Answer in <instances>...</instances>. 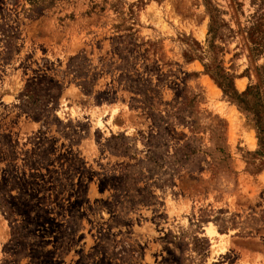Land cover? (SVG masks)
I'll return each instance as SVG.
<instances>
[{"label": "rangeland", "instance_id": "rangeland-1", "mask_svg": "<svg viewBox=\"0 0 264 264\" xmlns=\"http://www.w3.org/2000/svg\"><path fill=\"white\" fill-rule=\"evenodd\" d=\"M43 5L0 0V264H264L255 128L207 70L264 93V0Z\"/></svg>", "mask_w": 264, "mask_h": 264}, {"label": "trees", "instance_id": "trees-1", "mask_svg": "<svg viewBox=\"0 0 264 264\" xmlns=\"http://www.w3.org/2000/svg\"><path fill=\"white\" fill-rule=\"evenodd\" d=\"M27 1L34 7H37L39 3H42L44 4V8L45 3L51 4L55 0ZM209 32L210 34L216 33V30L212 25L210 27ZM1 35L3 38L15 37V33L11 30L3 31ZM207 70L210 74L211 79L214 80L215 84L222 90L223 94L228 97L230 101L235 103L241 111L245 112L247 116H251L250 120L253 122L256 132V138L258 140V151L255 155L260 158V166L264 169V93L261 91V86L257 85L254 87H248L244 92L238 93L233 86L231 77L225 74L223 70L219 67V65L207 67ZM261 85H264L263 80H261ZM25 96L27 97V100H30L32 102L34 101V95L31 89H28L25 92ZM57 96L58 93L52 95V98L56 99Z\"/></svg>", "mask_w": 264, "mask_h": 264}]
</instances>
